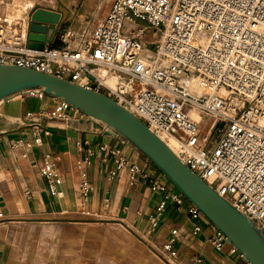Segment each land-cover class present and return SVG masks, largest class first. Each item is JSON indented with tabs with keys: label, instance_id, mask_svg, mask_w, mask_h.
<instances>
[{
	"label": "built area",
	"instance_id": "1",
	"mask_svg": "<svg viewBox=\"0 0 264 264\" xmlns=\"http://www.w3.org/2000/svg\"><path fill=\"white\" fill-rule=\"evenodd\" d=\"M28 26L0 11V65L51 73L126 106L264 232V0H112L93 28L78 35L54 32L56 45L51 38L42 49L28 46ZM72 109L57 100L38 115L65 120ZM201 115L223 126L216 140L199 130ZM40 132L37 127L33 144H41ZM100 149L116 157L111 178L124 168L131 184L147 176L125 156L105 145ZM87 163L84 158L77 167L79 202L82 214L94 216L85 207L93 190L83 169ZM39 172L49 193L61 197L62 176L49 154ZM150 182L151 190L164 192L149 217L154 230L167 201L181 205L185 198L158 179ZM187 212L193 219L202 215L191 204ZM210 227L217 251L229 244L237 252L220 230ZM200 230L196 225L193 232ZM172 242L161 247L167 262L177 257ZM202 261L197 256L192 264Z\"/></svg>",
	"mask_w": 264,
	"mask_h": 264
},
{
	"label": "crops",
	"instance_id": "2",
	"mask_svg": "<svg viewBox=\"0 0 264 264\" xmlns=\"http://www.w3.org/2000/svg\"><path fill=\"white\" fill-rule=\"evenodd\" d=\"M56 101L26 92L0 104V264H127L131 258L141 264L140 254L149 264H162L153 261L154 255L164 259L161 247L170 239L177 257L169 264H192L197 256L202 264H246L229 244L220 251L213 247L211 223L203 215L191 218L186 199L181 205L167 201L151 230L149 217L164 192L151 190L150 180L167 184V190L173 186L123 138L81 112L68 110L65 120L38 115ZM37 127L40 145L33 144ZM102 145L143 167L147 176L131 184L124 168L111 178L116 157L101 150ZM46 154L62 176L61 197L49 193L39 172ZM84 158L86 179L93 185L85 207L94 216L82 214L79 202L77 167ZM196 225L201 230L194 233Z\"/></svg>",
	"mask_w": 264,
	"mask_h": 264
},
{
	"label": "water",
	"instance_id": "3",
	"mask_svg": "<svg viewBox=\"0 0 264 264\" xmlns=\"http://www.w3.org/2000/svg\"><path fill=\"white\" fill-rule=\"evenodd\" d=\"M59 18L57 12L35 9L28 26V46L42 49L45 42L51 40ZM26 92H42L63 101L100 124L104 131L123 138L220 230L248 263L264 264L263 230L185 166L169 146L126 106L102 92L51 73L24 66L0 65V104L13 95Z\"/></svg>",
	"mask_w": 264,
	"mask_h": 264
},
{
	"label": "rangeland",
	"instance_id": "4",
	"mask_svg": "<svg viewBox=\"0 0 264 264\" xmlns=\"http://www.w3.org/2000/svg\"><path fill=\"white\" fill-rule=\"evenodd\" d=\"M111 1L112 0H7L3 2L6 3V7H9L10 10H12V6H19L20 11L28 7L23 15L17 17L22 24L30 23L31 13L35 9L53 8L60 15L59 21L55 25L56 33H63L64 31L70 30L78 35L90 30L104 19ZM4 3H0V11H5ZM5 12H7V9ZM53 41L57 43L55 39ZM220 127L221 125L214 123L213 118L210 116L201 115L199 130L203 131V133L210 132L211 140H216L220 136V132H218V128ZM221 130H223V126ZM140 259L141 264H149V260L145 255L142 254L141 256L140 254ZM154 260H157L159 263L162 261V264H169L165 259L156 255H154L153 261ZM128 263L139 264L137 259L136 262H134L132 258L127 260V264Z\"/></svg>",
	"mask_w": 264,
	"mask_h": 264
},
{
	"label": "bare ground",
	"instance_id": "5",
	"mask_svg": "<svg viewBox=\"0 0 264 264\" xmlns=\"http://www.w3.org/2000/svg\"><path fill=\"white\" fill-rule=\"evenodd\" d=\"M3 1H7V0H2V2ZM15 2V1H14ZM6 4V3H5ZM9 8V7H8ZM6 6H5V11H6V9H7V13L9 14V16H11V17H19V16H21V15H23L24 14V12L28 9V7H26L24 10L22 9L21 11H20V7L18 6V7H16V6H12V11L10 12V8L8 9ZM111 81H113V79H111Z\"/></svg>",
	"mask_w": 264,
	"mask_h": 264
}]
</instances>
